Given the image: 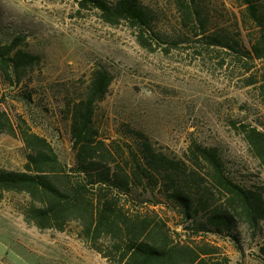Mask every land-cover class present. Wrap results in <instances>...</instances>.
Returning <instances> with one entry per match:
<instances>
[{"label": "rangeland", "instance_id": "rangeland-1", "mask_svg": "<svg viewBox=\"0 0 264 264\" xmlns=\"http://www.w3.org/2000/svg\"><path fill=\"white\" fill-rule=\"evenodd\" d=\"M204 1L214 27L237 30V0ZM143 2L158 14L152 49L139 43L128 23L108 24L96 9H81L78 0H0L1 41L21 37V46L39 57L20 82L5 83L0 76L3 107L14 119H26L72 166L66 105L84 95L94 66L102 64L114 75L96 110L105 136L121 137L123 126L130 125L178 158H185L194 141L216 146L235 181L264 192V169L250 152L242 127L264 131V60L184 41L175 0ZM26 161L23 141L0 134V170H24ZM27 201L23 193L0 194V264H110L79 238L76 223L65 231L28 224L23 214ZM160 208L181 238L190 240L178 227L183 219ZM233 233L238 240L212 232L198 237L220 245L233 264H264L256 256L264 242V220L257 228L239 220Z\"/></svg>", "mask_w": 264, "mask_h": 264}, {"label": "trees", "instance_id": "trees-1", "mask_svg": "<svg viewBox=\"0 0 264 264\" xmlns=\"http://www.w3.org/2000/svg\"><path fill=\"white\" fill-rule=\"evenodd\" d=\"M237 1L240 15L232 32L213 26L204 0H175L184 41L264 60V0ZM78 3L81 9H96L108 24L128 23L139 43L153 48L149 40L158 14L143 0ZM22 41L0 39V76L5 83L20 82L38 62ZM113 81L114 75L97 64L84 95L67 102L72 166L26 119L11 117L0 98V134L20 138L27 149L24 170H0V194H26L25 221L41 230L65 231L76 223L79 238L110 264H233L220 245L199 237L212 232L238 240L233 230L239 220L257 228L264 220V192L235 181L216 146L194 141L185 158H178L157 149L146 132L130 125L123 126L121 137L105 136L96 110ZM242 127L250 152L264 169V131L250 124ZM161 205L183 219L178 227L190 240L172 228ZM256 256L264 261V242Z\"/></svg>", "mask_w": 264, "mask_h": 264}]
</instances>
